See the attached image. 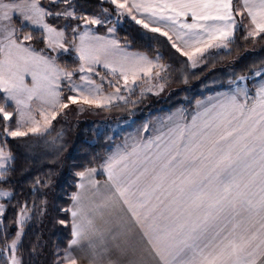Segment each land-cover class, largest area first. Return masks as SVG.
Segmentation results:
<instances>
[{"label": "crops", "instance_id": "1", "mask_svg": "<svg viewBox=\"0 0 264 264\" xmlns=\"http://www.w3.org/2000/svg\"><path fill=\"white\" fill-rule=\"evenodd\" d=\"M105 1L164 25L183 47L199 42L180 26L181 13L202 15L187 25L208 24L223 41L237 28L264 32V0H237L239 13L231 0ZM14 20L63 50L41 0H0V47L15 44ZM82 30L102 43L108 29L85 26L77 38ZM23 44L14 46L36 55ZM104 45L129 59L137 53L121 47L115 33ZM241 94H206L187 117L178 116L179 107L162 112L175 115L152 123L132 144L120 142L99 169L82 173L68 208L71 238L55 251L54 264H264V97Z\"/></svg>", "mask_w": 264, "mask_h": 264}, {"label": "trees", "instance_id": "2", "mask_svg": "<svg viewBox=\"0 0 264 264\" xmlns=\"http://www.w3.org/2000/svg\"><path fill=\"white\" fill-rule=\"evenodd\" d=\"M41 4L45 9V22L62 30V41L67 48L66 53L50 54L49 57L60 67L75 71L78 59L74 56L72 45L81 23L91 16L113 14L112 4L105 0H59L55 3L41 0ZM68 5L74 7L76 16L73 18L60 14ZM109 24L111 22L99 25L97 30L102 31ZM14 26L15 41H26V45L39 53H51L42 32L22 25L18 20H14ZM115 36L120 44L133 51L151 57L157 52L160 54L159 60L167 66L170 75H167L166 82L172 92L168 99L172 97L173 102L150 112L148 106L157 100L152 96H144L134 103H118L100 109L108 116L105 120H67L66 113L60 109L67 105L73 93L60 86L59 112L52 121L51 129L44 134H26L7 140H3L1 134L13 125V119L7 122L0 114V144L12 155L4 179L0 180V185L12 192L11 198L4 204L0 225V264H8L6 250L15 235L17 218L24 210L30 216L23 226V235L17 248L20 264H54L55 251L65 248L71 238L68 208L80 175L86 170L100 168L108 147L121 136V132L118 136V132L112 136L113 122L122 120L133 108L140 114L137 117L130 116V124L148 114L169 109L177 104L174 97L183 95L184 91L190 92L187 102H193L264 66V32L250 36L245 34L243 28H237L226 49L209 55L195 69L191 68L185 56L172 47L167 38L136 23L125 21L124 26L116 29ZM260 76H264V72ZM199 86H204V89L197 90ZM67 108L71 109V105ZM129 127L124 126L122 131Z\"/></svg>", "mask_w": 264, "mask_h": 264}, {"label": "rangeland", "instance_id": "3", "mask_svg": "<svg viewBox=\"0 0 264 264\" xmlns=\"http://www.w3.org/2000/svg\"><path fill=\"white\" fill-rule=\"evenodd\" d=\"M47 1L55 3L59 0ZM212 1L214 4H219V0ZM115 8L113 6V14L91 16L81 23V28H85V26L97 27L98 25H105L111 22L109 26L104 28L108 30L105 38L101 40L103 44L98 40L86 38L85 35L89 37L90 34L87 31H83L84 29L82 30L83 34L80 33L79 38L76 36L77 40L72 45V49L76 50L74 56L78 59L75 71L60 67L49 57L50 54L57 55L59 52H67L64 44V48L62 47L63 50H61L60 45L51 36L45 37L47 46L51 50V53H47L48 55L39 53L28 45L23 44L31 51H34L31 53L36 52L35 56H29L18 46H14L17 41H14V45H1L0 94L2 100H0V114L7 122L13 119V125L7 127L1 134L3 140L18 138L26 134L47 133L51 129L56 113L59 112L57 108L60 102L56 104L55 99L58 97V88L60 86L69 89L73 93L69 96L67 105L60 109L61 112L66 113L67 120L83 118L105 120L108 116L103 114L100 109L118 103H134L144 96H152L157 100L154 104L148 106L150 112L169 106L173 102L172 97L168 99V96L172 93L166 82L169 72L167 66L158 60L160 57L158 52L150 59L146 56H139L137 54L139 52L136 53L135 51L136 54H130L131 59H129L125 56L114 54L109 47L104 45V41H107L118 27L124 26L125 21L136 23L167 38L172 47L186 57L193 69L197 68L202 60L209 55L227 48L228 41L215 38L216 33L219 31L212 30L208 24L205 26L201 23L187 25L188 22L193 23L194 17L197 22L200 21L199 18L203 16L197 15L198 13L192 14V16L187 13L180 14V26L189 27V29L184 30L188 31L190 37L195 38L199 42L192 47H183L178 41V37L164 28V25L159 23L152 24L145 18L146 16L142 17L135 13L133 9L125 7L122 11H117ZM74 11L73 5H68L60 14L73 18L76 16ZM231 11L233 13L240 12L238 4L234 0H231ZM236 16L238 17V15ZM59 32L62 34V30ZM24 42L27 43L26 41ZM49 43L52 46H49ZM121 47L127 49L125 45ZM141 55L146 54L141 53ZM263 72L264 66L255 70L251 75L236 78L225 88L218 91L235 90L237 93H244L241 95L245 99L264 97V76H260ZM74 73H77L76 76L73 75ZM205 86H207V83ZM246 87H248V91ZM198 89L203 90L204 86H199ZM184 92L183 95L174 97L177 104L169 109L148 114L141 120L130 124V116L137 117L140 114L136 108H133L122 120L113 122L111 124L112 136L117 132V136L120 135V132L121 136L119 140L108 147L103 164L110 158L111 151H114L116 147H121L119 145L120 142L124 141V144L126 142L132 144L140 135L146 134L147 128H150L152 123L163 120L162 124H165L166 120L164 119L166 117L171 118L175 115L166 114L168 116H163L165 113L162 112L179 107L177 110L179 117H187L192 113L198 107L199 100L187 102L190 98V92ZM68 105H71V109L67 108ZM8 106H12V108L7 109ZM127 125L130 127L126 131H122V128ZM11 160L12 155L0 144L1 181L4 179V172L10 165ZM11 196V190L0 185V225L3 218L4 204ZM29 216V212L24 210L17 218L15 235L6 250L8 264H20L17 248L23 235V226ZM233 223L232 221L228 222L229 230Z\"/></svg>", "mask_w": 264, "mask_h": 264}]
</instances>
